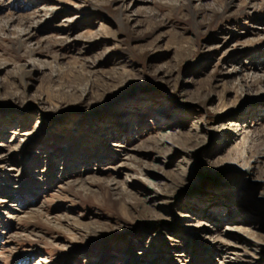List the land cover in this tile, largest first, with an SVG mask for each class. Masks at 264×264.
I'll return each mask as SVG.
<instances>
[{
	"label": "rangeland",
	"instance_id": "obj_1",
	"mask_svg": "<svg viewBox=\"0 0 264 264\" xmlns=\"http://www.w3.org/2000/svg\"><path fill=\"white\" fill-rule=\"evenodd\" d=\"M0 264H264V0H0Z\"/></svg>",
	"mask_w": 264,
	"mask_h": 264
},
{
	"label": "bare ground",
	"instance_id": "obj_2",
	"mask_svg": "<svg viewBox=\"0 0 264 264\" xmlns=\"http://www.w3.org/2000/svg\"><path fill=\"white\" fill-rule=\"evenodd\" d=\"M13 19H11V21H12ZM15 20H17V21H19V23H20V25L22 26H26V27H29V25L30 26H32V24L31 23H34L32 20H33V18H25V20H20V19H15ZM15 22V21H14ZM35 24V23H34ZM37 24V23H36Z\"/></svg>",
	"mask_w": 264,
	"mask_h": 264
}]
</instances>
